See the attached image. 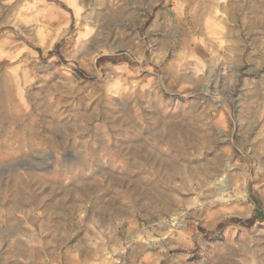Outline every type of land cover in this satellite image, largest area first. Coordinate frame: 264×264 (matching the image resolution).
<instances>
[{"label": "rangeland", "instance_id": "rangeland-1", "mask_svg": "<svg viewBox=\"0 0 264 264\" xmlns=\"http://www.w3.org/2000/svg\"><path fill=\"white\" fill-rule=\"evenodd\" d=\"M28 178L30 264H264V0H0V189Z\"/></svg>", "mask_w": 264, "mask_h": 264}, {"label": "crops", "instance_id": "crops-1", "mask_svg": "<svg viewBox=\"0 0 264 264\" xmlns=\"http://www.w3.org/2000/svg\"><path fill=\"white\" fill-rule=\"evenodd\" d=\"M16 129L20 130L21 127L16 126ZM29 180H15L12 187L0 189V264H30L32 241L22 229L28 231L29 228L37 226V211L52 213L54 209L51 196L50 200L46 201L51 195V190L39 200L35 196L36 191L29 187ZM67 207L68 205L64 206L62 210L67 211ZM46 222L45 220L44 225Z\"/></svg>", "mask_w": 264, "mask_h": 264}, {"label": "bare ground", "instance_id": "bare-ground-1", "mask_svg": "<svg viewBox=\"0 0 264 264\" xmlns=\"http://www.w3.org/2000/svg\"><path fill=\"white\" fill-rule=\"evenodd\" d=\"M178 144V143H177ZM133 148V147H132ZM133 150H134V148H133ZM128 151V150H127ZM141 152V151H140ZM139 152V153H140ZM147 153V152H146ZM141 154V153H140ZM157 155V154H156ZM155 155V157H154V160H152V161H150L149 162V165H157L158 164V167H157V169L159 170V171H156V173H159V174H161L160 175V180H162V182H164V183H166V182H170V176L173 174L175 177L177 176V177H179L180 176V174L183 172V169L186 171V169L185 168H183L182 166H180V165H176V164H174L173 163V161H170L169 159H168V157H162V156H156ZM151 154L150 153H148V159L146 158V160H150L151 159ZM137 157H138V155H137ZM141 157V156H140ZM178 158V157H177ZM138 159H139V157H138ZM141 160V159H140ZM144 161H145V159H144ZM147 163V162H146ZM174 164V165H173ZM143 165H144V163H143ZM155 169V168H154ZM189 171V170H188ZM154 172V171H153ZM190 172L191 171H189V174H190ZM196 172V171H195ZM202 174V173H201ZM192 175V174H191ZM193 176V175H192ZM172 179V178H171ZM198 179V178H197ZM200 180V179H199ZM172 182V181H171ZM200 183H201V181H200ZM205 183V182H204ZM167 184V183H166ZM154 186V185H153ZM171 187V186H170ZM74 191V190H73ZM76 191V190H75ZM78 193V192H77ZM156 196V195H155ZM153 197V198H155V200H157L158 201V198L157 197ZM84 197V196H83ZM162 197L163 198H165V199H167L168 198V196H166V194H165V197L162 195ZM157 198V199H156ZM107 200V201H106ZM106 202H108V207H106V208H102V210H100V211H102V213L104 214V216L105 217H107V214H108V211H110V210H112V209H115L114 207H113V203L112 202H116L114 199H112L111 197H107L106 198ZM161 200V199H160ZM143 201V200H142ZM171 201V200H170ZM173 202V201H172ZM152 205V204H151ZM160 206V205H159ZM74 207V206H73ZM146 207H148V206H146ZM70 208H72V207H70ZM167 208V207H166ZM170 208V207H169ZM69 210H71V209H69ZM155 211V210H154ZM96 212V211H95ZM143 212V211H142ZM157 213L155 214V213H150V214H155V216H157L158 215V217L160 216L159 214V211L157 210L156 211ZM162 214V213H161ZM97 215V214H96ZM102 215V214H101ZM146 218L148 217V213L145 211L144 212V214H143ZM104 216H102V217H104ZM153 218V217H152ZM175 222V221H174ZM60 223V222H59ZM55 225H57V224H55ZM56 228V227H55ZM53 233H54V231H53ZM52 233V234H53ZM51 234V235H52ZM53 236V235H52Z\"/></svg>", "mask_w": 264, "mask_h": 264}]
</instances>
